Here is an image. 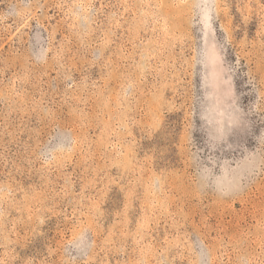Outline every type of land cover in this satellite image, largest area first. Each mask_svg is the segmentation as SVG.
Returning a JSON list of instances; mask_svg holds the SVG:
<instances>
[{
	"label": "rangeland",
	"instance_id": "rangeland-1",
	"mask_svg": "<svg viewBox=\"0 0 264 264\" xmlns=\"http://www.w3.org/2000/svg\"><path fill=\"white\" fill-rule=\"evenodd\" d=\"M0 264H264V0H0Z\"/></svg>",
	"mask_w": 264,
	"mask_h": 264
}]
</instances>
